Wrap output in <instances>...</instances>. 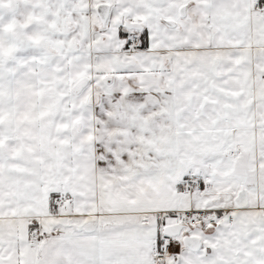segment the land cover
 <instances>
[{
    "label": "crops",
    "instance_id": "crops-1",
    "mask_svg": "<svg viewBox=\"0 0 264 264\" xmlns=\"http://www.w3.org/2000/svg\"><path fill=\"white\" fill-rule=\"evenodd\" d=\"M256 6L0 0V55L10 58L0 67V264H154L157 218H183L241 189L247 207L230 209L199 255L185 249L184 264H264V225L263 240L252 232V216L264 224V12ZM126 23L149 30L143 53L124 49ZM230 146L245 170L221 158ZM205 177L206 190L189 191ZM53 192L72 201L69 215L50 210ZM84 205L90 211L75 215ZM32 229L48 237L34 241Z\"/></svg>",
    "mask_w": 264,
    "mask_h": 264
},
{
    "label": "snow or ice",
    "instance_id": "snow-or-ice-1",
    "mask_svg": "<svg viewBox=\"0 0 264 264\" xmlns=\"http://www.w3.org/2000/svg\"><path fill=\"white\" fill-rule=\"evenodd\" d=\"M256 3L261 8H264V0H256ZM121 39H126L127 43L124 44V49L127 50L132 45V40L128 39L129 33L121 31L119 33ZM139 44L135 45V48L138 52L143 53L144 50L150 47V37L149 30L144 29L141 31L139 37ZM141 61L151 60V57H139ZM143 84L138 89V91H144ZM127 154V153H125ZM261 167H264V163H262ZM184 182H188L187 176L184 178ZM211 183V181L205 177L203 179H197V191L199 193L200 190H206L207 185ZM181 190H183V183L180 185ZM261 194L264 195V188L261 189ZM207 197V191H205V198ZM242 193L230 192L224 196H216L214 199L207 200L203 207H195L193 209H189L193 213V215L189 218H180L176 211H168L165 216L157 218L155 223L157 225L155 231V256H154V264L158 261V264H184L185 261V249L189 252H195L197 255L200 253L201 247H206V245L202 244L203 239H207L212 235V229L215 228L219 231L225 223L230 222L232 218V213L230 209L235 207H247L246 204L241 203ZM235 200L236 203L233 204L232 201ZM94 202L90 201L89 203ZM72 201L69 200L67 204H65L61 199L60 195L57 192H53L50 195L49 200V208L52 212L58 215H69V208L71 207ZM90 209L87 205H84V210L80 212H76L75 215H86ZM199 213H203V219L198 215ZM177 219L180 220L178 224L173 223ZM196 222L200 226L201 232H207V236L201 239H197L199 233H195L194 228L189 227L187 229L184 228V224L186 222ZM70 223H83L87 224V221H70ZM172 226V231H168V226ZM33 228L39 229V223H34L32 225ZM143 225L141 228L143 229ZM164 228L165 231L161 232L160 229ZM175 233V235H173ZM181 234L186 236H190L189 240L177 239ZM172 248H177L179 251L170 252L169 250Z\"/></svg>",
    "mask_w": 264,
    "mask_h": 264
},
{
    "label": "rangeland",
    "instance_id": "rangeland-1",
    "mask_svg": "<svg viewBox=\"0 0 264 264\" xmlns=\"http://www.w3.org/2000/svg\"><path fill=\"white\" fill-rule=\"evenodd\" d=\"M228 5H229V2L225 1L223 7H227ZM236 17L237 16L235 15L234 16L235 20L233 19L232 21H230V23L234 22V24H236L238 22V20H236ZM9 61H10V58H8L4 55H0V67H2L4 64L9 63ZM80 84H81V82L79 81L77 83V87ZM226 149L227 150L225 153L220 154L221 158L222 157L225 158L224 162H227L228 164L231 163V165H232V164H234V161H235L236 165L233 168L234 171H236L238 169V167L242 171L245 170L247 167L246 166V164H247L246 158L242 159V157H240L239 154H237V152H238L237 148L234 146H230V147H227ZM259 172L264 173V169H260ZM252 220L256 224V227L252 229V232H253L254 236L261 241V240H263V237L261 236V228L263 227L264 224L262 223V221L257 216H252ZM183 235L184 234H181L179 237H177V239H182ZM262 253H264V252H262Z\"/></svg>",
    "mask_w": 264,
    "mask_h": 264
},
{
    "label": "water",
    "instance_id": "water-1",
    "mask_svg": "<svg viewBox=\"0 0 264 264\" xmlns=\"http://www.w3.org/2000/svg\"><path fill=\"white\" fill-rule=\"evenodd\" d=\"M177 9H178L177 17L179 19H182V18L184 19V16H185V13H186L185 7L181 5ZM95 12L97 14V17H98L100 23L102 25H105V23H106V21L108 19V15H109V6L107 4H104V3L98 4L96 6V8H95ZM162 23H164L165 27L169 28L170 30L174 29L175 25H177L176 22L170 21V19L163 20ZM124 27L126 29H128V30H138L140 28V26L138 24H133V23H126L124 25ZM236 193H242V197H241V201L240 202L247 205L248 199H247V196H246L245 189H241V190L237 191ZM233 202H234L233 204L236 203L235 200ZM235 208L236 209H240V210H244L245 209V207H242V208L241 207H235ZM184 228L187 229L188 227L184 226ZM165 230L166 229H164L163 231H165ZM167 230L171 232L172 231V226L169 225ZM173 235H175V233H173ZM189 239H190V236H186L185 235V236L182 237V240H189ZM190 253H195V252H190Z\"/></svg>",
    "mask_w": 264,
    "mask_h": 264
},
{
    "label": "built area",
    "instance_id": "built-area-1",
    "mask_svg": "<svg viewBox=\"0 0 264 264\" xmlns=\"http://www.w3.org/2000/svg\"><path fill=\"white\" fill-rule=\"evenodd\" d=\"M257 7L258 6H256V8ZM260 11L263 13L264 12V8H261ZM139 35L140 34L138 32H135V31H133V32L130 33V35L128 37V39H131L132 40V45L128 48V50L130 52L136 50L135 45H138L139 42H140L139 39H138ZM196 188H197V185H196L195 182L190 183L189 186H188L189 191H192L193 189H196ZM60 199L64 202V199L62 198L61 195H60ZM180 215H182L183 218H189V217H191L193 215V213L188 210V211L181 212ZM198 215L200 216L201 219H203V213H199ZM187 223L189 224V226H192L196 222L192 221V222H187ZM47 237H48V235L46 234V232H44L42 230H33V229L30 230V238L32 240H34V241L41 242L44 239H46ZM156 264H158V261L156 262Z\"/></svg>",
    "mask_w": 264,
    "mask_h": 264
},
{
    "label": "flooded vegetation",
    "instance_id": "flooded-vegetation-1",
    "mask_svg": "<svg viewBox=\"0 0 264 264\" xmlns=\"http://www.w3.org/2000/svg\"><path fill=\"white\" fill-rule=\"evenodd\" d=\"M139 29H140V28H139ZM139 29H138V30H139ZM127 30H128V29H127ZM136 32H137V31H136Z\"/></svg>",
    "mask_w": 264,
    "mask_h": 264
},
{
    "label": "trees",
    "instance_id": "trees-1",
    "mask_svg": "<svg viewBox=\"0 0 264 264\" xmlns=\"http://www.w3.org/2000/svg\"><path fill=\"white\" fill-rule=\"evenodd\" d=\"M182 166V165H181Z\"/></svg>",
    "mask_w": 264,
    "mask_h": 264
}]
</instances>
